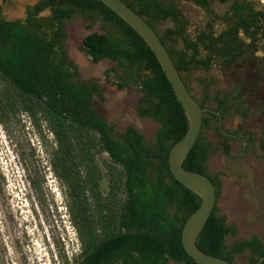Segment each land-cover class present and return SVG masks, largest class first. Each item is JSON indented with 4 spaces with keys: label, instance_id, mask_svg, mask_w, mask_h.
Listing matches in <instances>:
<instances>
[{
    "label": "trees",
    "instance_id": "trees-1",
    "mask_svg": "<svg viewBox=\"0 0 264 264\" xmlns=\"http://www.w3.org/2000/svg\"><path fill=\"white\" fill-rule=\"evenodd\" d=\"M9 1L0 0V124L10 132L25 127V118L45 146L80 244L70 259L60 255L63 264H197L183 248L182 230L202 200L180 184L169 167V153L188 133L189 122L154 52L99 0H35L24 19L7 20L3 11ZM121 1L157 33L190 93L184 75L251 61L264 41V12L244 0H217L233 1L222 16L214 13L210 0H183L205 9L213 23L227 24L220 34L208 24L195 38L187 33L189 20L173 3ZM77 16L88 22L87 29L95 24L101 28L85 36L81 52L93 64L108 60L120 70H107L106 83L141 92L137 115L159 124L152 143L133 125L118 131L95 109L93 100H103V88L96 79H83L67 50L66 22ZM167 21L173 26L160 33L157 26ZM205 96L209 98L208 85ZM229 98L218 93L213 112L199 103L207 110L202 130L183 163L216 188L217 204L196 244L204 253L235 264L243 254L246 264H258L264 257L259 236L227 244L238 228L218 208L223 183L208 167L216 150L204 131L211 128L212 119L219 123ZM235 99L246 116L239 88ZM221 129L223 151L229 156L230 141L239 133ZM42 178L38 171L29 172L30 186L44 204Z\"/></svg>",
    "mask_w": 264,
    "mask_h": 264
},
{
    "label": "rangeland",
    "instance_id": "rangeland-1",
    "mask_svg": "<svg viewBox=\"0 0 264 264\" xmlns=\"http://www.w3.org/2000/svg\"><path fill=\"white\" fill-rule=\"evenodd\" d=\"M180 8L189 20L187 33L195 38L199 30L213 25L215 34L226 29L221 21L212 22L207 11L192 2L166 0ZM35 0H10L3 15L7 20L24 19L26 8ZM260 8L264 0H255ZM217 16L228 12L230 3L221 4L210 0ZM43 15H48L45 12ZM88 22L77 16L66 22L68 32L67 50L77 64L83 79H96L103 88V100L94 99V107L118 131L128 125L135 126L152 143L159 124L150 118L137 115V104L142 97L139 90H119L106 83L105 72L116 68V63L103 60L93 64L80 48L86 35L101 32L100 24L87 29ZM173 23H160L158 31L164 32ZM241 37L249 42L243 35ZM192 96L198 103H205L208 111H216L214 101L219 93L229 98L226 111L219 123L211 120V128L205 136L216 150L209 159L211 174H220L222 195L218 208L228 222L236 224L237 236H229L232 245L253 235L264 240V42L251 61L238 63L230 68L215 66L208 72L195 71L184 75ZM111 80H115L111 77ZM208 85V96H205ZM243 95L247 114L235 99L237 89ZM219 114V113H217ZM25 127L16 126L6 132L0 124V264H63L60 255L68 259L79 252L77 234L70 224L65 198L59 181L49 167V158L41 139L24 118ZM238 132L231 140L230 155L223 151V138L218 130ZM38 171L43 179V202L41 204L29 183V172ZM247 254L239 255L236 264H246ZM169 264H175L170 262Z\"/></svg>",
    "mask_w": 264,
    "mask_h": 264
},
{
    "label": "water",
    "instance_id": "water-1",
    "mask_svg": "<svg viewBox=\"0 0 264 264\" xmlns=\"http://www.w3.org/2000/svg\"><path fill=\"white\" fill-rule=\"evenodd\" d=\"M99 1L128 23L145 40L159 61L188 119V133L169 153V167L175 179L202 200L200 208L189 217L182 230V245L185 252L197 264H235L204 253L196 244L217 204L216 188L208 177L188 171L183 167V163L200 136L203 115L207 110L201 108L189 92L164 44L147 21L121 0ZM263 261L264 257L259 259L258 264Z\"/></svg>",
    "mask_w": 264,
    "mask_h": 264
},
{
    "label": "flooded vegetation",
    "instance_id": "flooded-vegetation-1",
    "mask_svg": "<svg viewBox=\"0 0 264 264\" xmlns=\"http://www.w3.org/2000/svg\"><path fill=\"white\" fill-rule=\"evenodd\" d=\"M244 1H246L247 3H250L253 7H254V9L256 10V11H261V12H264V4H262L261 6H260V8L256 5V3H255V0H244ZM230 3V7H231V5L233 4V1H230L229 2ZM222 4V3H221ZM229 10H230V8H229ZM228 10V11H229ZM263 25H264V22L262 23ZM262 42H264V41H262ZM231 224V223H230ZM250 239V238H249Z\"/></svg>",
    "mask_w": 264,
    "mask_h": 264
}]
</instances>
